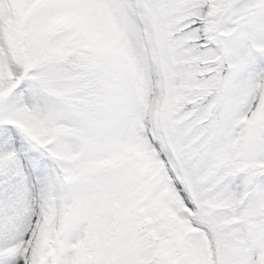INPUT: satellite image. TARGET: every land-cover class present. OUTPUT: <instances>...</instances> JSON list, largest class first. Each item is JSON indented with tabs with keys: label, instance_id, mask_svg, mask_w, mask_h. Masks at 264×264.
Segmentation results:
<instances>
[{
	"label": "snow or ice",
	"instance_id": "1",
	"mask_svg": "<svg viewBox=\"0 0 264 264\" xmlns=\"http://www.w3.org/2000/svg\"><path fill=\"white\" fill-rule=\"evenodd\" d=\"M0 264H264V0H0Z\"/></svg>",
	"mask_w": 264,
	"mask_h": 264
}]
</instances>
